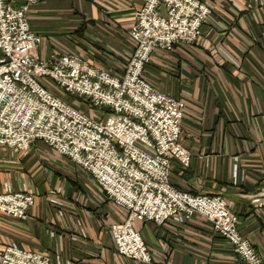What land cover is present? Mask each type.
<instances>
[{
    "label": "crops",
    "instance_id": "1",
    "mask_svg": "<svg viewBox=\"0 0 264 264\" xmlns=\"http://www.w3.org/2000/svg\"><path fill=\"white\" fill-rule=\"evenodd\" d=\"M209 1L214 8L198 43L156 51L146 76L185 102L181 142L191 161L183 168L173 160L171 183L192 194L223 195L241 234L264 261V201H255L264 189V0ZM142 3L38 0L28 12L31 29L42 37L35 54L45 59L74 51L96 67L121 73ZM220 46L238 65L218 61L224 56ZM62 159L36 144L27 155L0 147V191L36 194L25 219L0 214V247L48 253L50 264H141L115 251L109 228L123 212ZM134 226L154 254L150 264H243L200 216Z\"/></svg>",
    "mask_w": 264,
    "mask_h": 264
},
{
    "label": "built area",
    "instance_id": "2",
    "mask_svg": "<svg viewBox=\"0 0 264 264\" xmlns=\"http://www.w3.org/2000/svg\"><path fill=\"white\" fill-rule=\"evenodd\" d=\"M37 2L0 0V147L27 155L41 142L93 181L124 214L109 233L115 251L125 258L141 264L154 260L135 222L163 226L200 216L243 264H264L241 234L239 218L223 195L192 194L171 183L173 160L183 168L191 161L181 142L185 102L157 89L146 76L156 51L198 43L211 4L143 0L128 32L132 52L122 72L113 73L74 51L37 57L42 37L28 20ZM218 49L224 55L219 62L238 65ZM68 95L83 108L67 102ZM35 195L26 189L0 191V214L25 219ZM260 198L264 201V189L255 201ZM50 262L45 252L13 244L0 247V264Z\"/></svg>",
    "mask_w": 264,
    "mask_h": 264
},
{
    "label": "rangeland",
    "instance_id": "3",
    "mask_svg": "<svg viewBox=\"0 0 264 264\" xmlns=\"http://www.w3.org/2000/svg\"><path fill=\"white\" fill-rule=\"evenodd\" d=\"M205 1H208V3H210L211 4V13H212V11H213V8H214V4L212 3V2H210L209 0H205ZM211 15V14H210ZM210 17V16H209ZM105 70H107V69H105ZM107 71H109V70H107ZM146 75H147V73H146ZM151 82V81H150ZM152 83V82H151ZM48 84H50V82H48ZM153 84V83H152ZM50 86H52V85H50ZM53 87V86H52ZM51 87V88H52ZM62 95V94H61ZM73 98H75V97H73V96H70V95H68V96H64V99L67 101V102H73L72 100H73ZM76 99V98H75ZM75 103L76 104H79L80 105V107L81 108H83V105H81L77 100L75 101ZM36 145H40V146H43V147H47L45 144H43V143H41V142H39L38 144L36 143ZM49 148V147H48ZM50 149V148H49ZM51 150V149H50ZM54 154H55V156L56 157H58V158H60V159H62V157L60 156V155H58L56 152H54L53 150H51ZM64 158V157H63ZM62 161H64L63 159H62ZM64 162H66V161H64ZM67 163V162H66ZM70 166V169H73L74 170V168L75 169H77L74 165H72L71 163H68Z\"/></svg>",
    "mask_w": 264,
    "mask_h": 264
}]
</instances>
